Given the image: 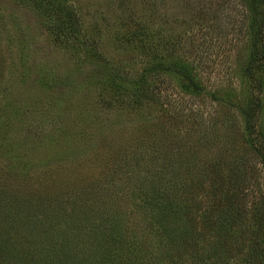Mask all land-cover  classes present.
<instances>
[{
  "label": "rangeland",
  "instance_id": "1",
  "mask_svg": "<svg viewBox=\"0 0 264 264\" xmlns=\"http://www.w3.org/2000/svg\"><path fill=\"white\" fill-rule=\"evenodd\" d=\"M69 2L85 32L65 42L27 1L0 0V195L13 204L12 217L0 222V264H47L44 246L68 225H79L67 231L71 242L80 232L88 239L74 246L73 261L120 249L136 254V264H194L215 240L205 233L201 241L204 220L231 166L249 177L239 197L245 207L227 229L232 239H216L205 263L262 264L242 235L264 202V165L244 141L237 110L249 94L241 74L249 40L243 1ZM88 45L98 54L87 55ZM154 54L191 64L200 90L153 75ZM262 108L257 147L264 94ZM189 226L192 236L183 232ZM112 228L124 238L116 235L119 248L108 250Z\"/></svg>",
  "mask_w": 264,
  "mask_h": 264
},
{
  "label": "trees",
  "instance_id": "2",
  "mask_svg": "<svg viewBox=\"0 0 264 264\" xmlns=\"http://www.w3.org/2000/svg\"><path fill=\"white\" fill-rule=\"evenodd\" d=\"M16 1H27V3L31 7L36 9L37 15H40L41 17H48V19L52 22L53 25V31L51 32V34L55 35V39L59 40L63 38L66 42L70 39H76L81 37V35H78L80 33V30H83V33L85 32L84 28L81 26V16L76 12V10H74V6L72 5L73 2H69V0ZM242 1L247 9L249 40L247 48L248 53L244 60V64L242 65L241 74L246 79L249 94L246 98V101L243 102L244 104H242V106L239 105L237 110L239 111L244 123V141H246V144H248V146L250 147V153L252 154V157L254 155V157H257L259 159V162L264 165V140L262 141L263 146L261 147H257L255 141V139L257 140V138H259L262 133V130L258 128L259 126L257 119L258 116L263 113L262 100L264 94V76L262 75V69L264 68V0ZM127 43L130 44V42ZM71 44L74 48L73 43ZM88 46L89 50L87 51V55L91 53H97L91 48L92 45ZM155 55L156 54H154L152 57L157 60L153 62L150 68V71L151 73H153V75H173L179 79L180 88L184 91L198 92L200 90V86L198 85L196 80V74L194 73L193 66L191 64L187 63L184 60H167L164 59L162 56L157 57ZM116 75V73H112L110 74V76H108V80L111 84H114L117 80H119ZM134 88L137 89V87ZM15 110L17 111V109H14V111ZM241 163L238 162L237 164L242 166ZM237 167L238 166L230 167V173L227 177L228 183L226 185V190L222 192L221 196L213 199V205L210 206V209H208V212L206 213V220H204L206 222V227L202 233L201 241H204L203 237L205 233L212 234L213 236H215V240L217 239V244L221 239L224 240V244L228 243V241H230V238L232 239V236H229L230 234L228 233L227 229L230 224H236L237 221L241 219V215L243 214L242 211L245 206L240 205L239 197L240 195H243L242 185L245 179H249V177L246 175L247 172L246 174H243L244 176H238L236 172ZM243 170L245 169L243 168ZM11 201L12 199L10 197H6V194L5 196L2 194L0 195V222H2V219L12 217L13 213L9 214L7 210L12 204ZM42 201L43 198H41V204ZM155 202H157V200H155ZM15 207L16 212H21L19 206ZM50 207L51 206L46 209L48 210ZM13 209L14 208H12V210ZM23 209L26 210L24 207ZM50 212H53V210ZM70 216L71 215L65 217L64 221L69 223ZM187 216V219L191 222V225L194 226L195 218L193 222L189 215ZM49 218L46 217L44 221H51ZM75 220H78V218L74 217L71 221ZM251 220L252 223L249 225L248 228L244 230V233L242 235L245 236V240L248 242L250 251L249 255L253 258L254 261L262 262V264H264V202L260 203V207L258 209L256 208L251 212ZM71 226L79 227V225ZM72 227H69L68 225L65 230L64 228L60 230V234L58 236H55L53 239L50 240V242H48L44 246V248L47 247V250L49 251L50 255V259H48L49 262L47 264H136V254H124L120 251V249L115 252H110L109 254L98 256L93 260H88V257L86 256L80 257L76 261L71 260L69 257L72 258L76 254L74 246L76 248L81 249L82 247L86 246V240H88L80 232V239H78V241L71 242L67 236V231L72 230ZM43 230L47 229L44 227ZM165 230H167L166 233H168L169 235H172V231L176 232V229L173 227L166 228ZM110 231V237L105 238L104 240H108V250H110L109 247L114 250L119 248V239L116 237V235H121L124 238V232L121 228H112L110 229ZM183 232H186L191 236L193 235V231L190 226L188 227V230H184ZM64 233H66V235H64ZM82 237L84 238L83 242H81ZM167 237L171 238L172 236ZM189 239L190 238H188L187 240ZM215 240L210 246L211 248H206L204 252L195 254L191 258L194 261V264H206L205 261L209 260L210 256L215 253V251L213 250V248L215 247L213 246ZM170 241L172 242V239H170ZM196 243L198 242L196 241ZM71 244L72 246L69 247V245ZM102 244L105 245L103 242ZM201 245L203 244L201 243ZM6 246L8 247L7 244ZM204 246L202 247L203 249L205 248ZM1 247L3 248V243L0 244V248ZM105 249L107 250L106 246ZM137 249L143 250L141 254L143 256H147L149 259L148 252H146V250L141 247H138ZM201 254L206 256L201 257ZM131 257L133 259H129ZM146 262L148 264H151L148 261ZM137 263H139V260ZM35 264H46V262L38 260V262H36ZM247 264H255V262L249 261L247 262Z\"/></svg>",
  "mask_w": 264,
  "mask_h": 264
}]
</instances>
